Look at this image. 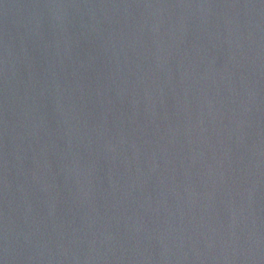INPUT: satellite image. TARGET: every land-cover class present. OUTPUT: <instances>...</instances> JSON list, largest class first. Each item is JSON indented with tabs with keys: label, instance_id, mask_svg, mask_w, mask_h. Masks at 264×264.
I'll use <instances>...</instances> for the list:
<instances>
[{
	"label": "water",
	"instance_id": "water-1",
	"mask_svg": "<svg viewBox=\"0 0 264 264\" xmlns=\"http://www.w3.org/2000/svg\"><path fill=\"white\" fill-rule=\"evenodd\" d=\"M0 264H264V0H0Z\"/></svg>",
	"mask_w": 264,
	"mask_h": 264
}]
</instances>
